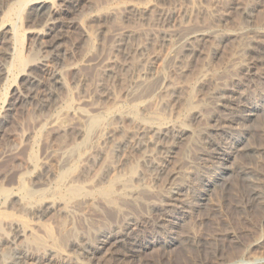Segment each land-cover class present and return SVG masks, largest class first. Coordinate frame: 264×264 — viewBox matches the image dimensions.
Instances as JSON below:
<instances>
[{"label": "rangeland", "instance_id": "rangeland-1", "mask_svg": "<svg viewBox=\"0 0 264 264\" xmlns=\"http://www.w3.org/2000/svg\"><path fill=\"white\" fill-rule=\"evenodd\" d=\"M166 1L81 0V7H78L74 13L69 11L63 14L66 27H64L59 50L55 51L61 55V62L58 64L54 63L49 53L35 45L33 33L30 31L33 25L26 22V13H23L21 17L12 18L14 23L17 21L21 39L16 41L9 34L1 36L0 63L14 64L19 53L23 56L35 54L34 57L42 60L48 69L61 70L63 82L52 85L48 76H40L44 85L36 89L37 97L28 100H24L19 94H14V87L16 88V84L18 86L20 78L18 75L20 70L17 66L13 67L16 73L10 75L7 82H0V116L6 113L4 106L9 101L14 102L12 108L7 111V121L0 130V187L15 185L19 169L27 165V157L30 153H38L37 157L41 159V156L44 157L45 153L50 152L54 155L49 160L53 182L51 180L48 185L51 184L49 189L52 190L56 185L54 182H58L60 170L62 171L59 169L60 164L56 155L65 150H77L78 156L81 150L84 151L85 144L95 156L90 164L91 170L87 175V181H93L98 176L100 179L101 176H105L103 180L105 182L106 179L111 180L116 177L128 178L130 184L133 182L132 187L136 185L135 188L149 187L162 191L163 180L154 179L155 171L150 160L158 162L164 159L167 154L161 150V147L171 146L173 140H163L154 132L142 137L139 133V125L140 122L146 121L157 127H173L183 133L185 128L189 129L183 139L177 142L172 153L175 155L177 164L184 165V171L182 170L183 173L180 174L183 182L187 183V175L196 173L200 166L209 168L214 165V161L210 160L209 156V142L214 139L219 140L221 135L212 132V127L215 125L212 115L216 112L219 103H222V101L219 102L218 97L220 89L237 88L239 92L244 91L241 86L246 85V82L241 75L249 59L246 51L247 39L235 41L231 38L229 40L231 42L226 41V44L210 34L199 44L197 43L193 53H189L182 52V49L178 48L176 37H166L165 31L169 29L173 32H182L188 29H199L210 33L212 31L243 32L250 36V30H260L264 27V0ZM106 8L116 9V14L109 16L106 13V16L103 13L102 15V11ZM137 8H142L141 11L146 12L141 14L130 11ZM161 13H169L173 16L174 22L168 25L159 23L158 16ZM96 15H101L100 19H92ZM138 46L143 50L142 52H135ZM126 57L130 64V68H127L129 71L118 69L115 76L114 72L111 76L105 74L107 68L108 70L114 68L109 62L119 61L121 64ZM136 82L140 84V90L136 95L137 98L136 96L132 98L128 91ZM105 88L110 89V95L103 96ZM255 89L252 90L253 94L252 92L250 94L257 97L264 90V83L256 91ZM48 92L53 93L50 100ZM42 99L45 100V107L42 106ZM233 106L236 108L237 103L232 104ZM249 111L250 109H247L245 114ZM132 112L135 113V118ZM199 112L203 117L194 119ZM56 117L62 118V129L57 128ZM261 117L263 116L254 120H242L239 125H232L233 127L230 125V127L234 129L238 127L236 130L238 133H243L248 128L247 143L264 148V117ZM201 153L207 155L206 160L203 159L204 163H201ZM234 156L217 155L216 160L220 163L228 162L233 169L244 165L264 171L263 159L258 161L250 156L243 157L237 154ZM135 171L142 174L139 182L134 178ZM218 171L216 170V173ZM229 174L231 175L227 177V180L229 183L232 182L230 185L236 189L237 178L234 179V174ZM129 176L133 177L132 181ZM17 185L16 183L14 187ZM30 185L33 186L32 183ZM30 185L28 184V187L32 189ZM48 185H46L47 188ZM219 186L212 190L211 201L207 203L208 208L204 209L206 214L213 216L211 208L214 209V207L211 203L214 201L218 204L219 210L216 216H213L212 222L194 225L190 219H186V224H183L181 215L176 214L171 220L180 222L183 226L174 224L173 227L170 226V231L162 230L161 233L152 232L148 228L142 230L141 233L146 238L148 248L137 255L136 264H192L199 258H207L213 251L220 254L223 241L219 239V236L225 232L237 234L243 244L241 252L245 254L233 260L234 264H253L264 260V248L261 247L264 245L262 243L264 242V211L263 213L261 210L235 212L229 204L231 198L225 194V190H222L223 186ZM199 192L201 189L192 196H196L194 194ZM189 200L196 202L195 197ZM2 203L1 200V208ZM89 207L92 208L91 211H88ZM143 208V206L132 204L130 208H127L126 215L120 219V225L131 217L145 219L149 210ZM86 211L79 210L80 216L75 217V219L78 218V222L74 221V227L77 226L75 228L78 229H76L78 233L85 231L84 233L94 234V228L97 230L99 226L106 225L100 220L96 221L99 215L93 207L87 206ZM54 216L55 211H50L42 218V223L51 225L53 221H56ZM81 216L91 219L88 218V221ZM30 222L37 233H43L41 223ZM91 222H95L93 225L101 224L97 227ZM56 223L51 226L57 225L56 228L59 229L60 223L58 221ZM85 224L88 226L85 227ZM54 227L53 229H56ZM6 230L10 231L9 228ZM55 231L59 232V230ZM178 231L182 235L195 232L198 237L206 238L209 244L199 253L194 249L182 247L178 242L170 250L167 240ZM259 238L261 246L251 247L250 245ZM24 240L23 237H18L14 248L18 244H24ZM8 242L9 240H6L0 247V256L4 260L13 256L14 248L12 244L9 247L10 242ZM66 245L68 250L63 249L66 254L70 253L68 257L75 261L74 250L70 245ZM11 246L12 251H10ZM250 256V259L247 258ZM126 264H132V262Z\"/></svg>", "mask_w": 264, "mask_h": 264}, {"label": "bare ground", "instance_id": "bare-ground-1", "mask_svg": "<svg viewBox=\"0 0 264 264\" xmlns=\"http://www.w3.org/2000/svg\"><path fill=\"white\" fill-rule=\"evenodd\" d=\"M165 2L167 1L165 0ZM78 7H81V0H0V38L4 34H9L12 39L19 41L21 39V33L18 30L19 26L16 25V20L15 23L13 22L12 18L15 16L21 17L23 13H26V22L33 25L30 31L33 33L35 45L38 46L39 49H44L49 53L54 63L58 64L61 62V55L55 51L59 50L60 43L63 39L64 27H66L63 21V19H65L63 14L69 11L74 13ZM141 9L142 8H137L130 11L141 14L142 12H146L143 10L141 11ZM103 13L106 16L107 14L109 16H114L116 14V9L106 8L102 11V15ZM100 16L101 15H96V17L93 16L94 18L92 19L96 20ZM158 17L159 23L163 22L168 25L174 22L173 16L169 13H161ZM250 31V36L243 32L227 33L212 31L210 33L199 29H188L182 32H173L169 31V29L165 31L166 37H176L178 48L182 49V52L185 51L189 53H193L197 43L199 44L200 41L210 34V36H214V38L223 42L229 41L231 38L235 41L238 39H240V41H243L245 38L247 39L246 51L248 52L249 59L241 75L243 77L242 79L246 82V85L241 86L244 91L241 90L239 92V89L238 91L236 90L237 88L220 89L219 91L221 92L218 97L220 100L219 102L222 101V103H219L216 112L212 115V119L215 122V125L212 127V132L221 135L219 140L214 139L209 142L210 160L214 161L212 167L200 166L199 170H195L196 173L191 171L194 174H191L189 171L191 175L187 176L190 178V181L187 178L188 182H183L181 180L182 175L180 174L184 171V165L182 164L181 166L177 164L175 155L172 153L175 146H177V142L183 139L185 136L184 134L186 131H189V129L185 128V132L183 133V131L175 130L173 127H170L171 129L165 127L164 124V127H157L151 123H146L147 121L145 122V120V123L140 122L139 125V133L142 137L147 133L154 132V134L161 137L163 140H173L171 146L161 147V150L167 154L164 159L158 162L150 160L151 166L155 171L154 179L157 181L163 180L162 191L149 187L140 188L138 186V188H135L136 185L132 187L131 184L133 182L130 184L128 178L120 179L116 177V179H106L105 182L103 181L105 176H101V179L98 176V178H95V180L93 179V181H87V175H89L91 170L90 164L95 156H93L89 146L85 144L84 151L81 150L82 152L80 151L78 153L80 161H78L79 157L77 156V150H65L56 155L60 164L59 169H62V171L60 170V176L57 177L58 182H54L56 185L51 190L49 189L51 184L48 185L52 180L49 160L51 156L54 155L47 152L44 157L41 156V159H39L37 157L38 153L35 154L32 152L27 157V165L24 167L21 166L23 169H19L18 180L16 179L17 182H13L15 185L16 183L18 185L16 187H14L15 185L12 187H4L1 185L0 187V201H3L2 208L0 207V247L6 240H9V247L10 244H12L14 248L18 237H23L25 239L24 244H18L13 251L11 246L10 251L13 253L11 258L4 260L0 256V264H126L131 262L132 264H136L135 259L137 255L143 249L148 248L146 238L141 233L142 230L148 228L152 232L160 233L162 230L170 231L174 224H186V219H190L194 225L212 222L213 216H216V212L219 210L218 204L214 203V201L211 203L214 207V209L211 208L213 210V216L211 214H206L204 209L208 206L207 203L211 201L210 196H212V190L216 187H220L219 185L223 186L224 189L222 190H225V194L231 198L229 204H231L232 210L234 209L235 212L243 213L246 210L248 212L249 210L259 212L261 210V213H263L264 171L253 166L244 165L240 167L237 166L233 169L228 162L226 164L225 162L220 163L216 160L217 155L222 154H227L229 156H236L237 154L243 157L250 156L256 160H264V148L247 143L249 129L247 128L243 133H238L236 131L238 127L236 129L232 128V125H239L242 120H254L259 116L264 117V90L257 97L251 95L254 92H252L254 88L257 89L264 83V27L260 30L253 29ZM139 51L142 52L143 50L138 46L135 48V52ZM34 56L35 54L31 53L26 56L19 53L17 54L15 62L13 61L14 64L8 63V65H3L1 64L2 62L0 63V82L2 81L3 83L10 79V75L16 73L13 67L17 66L19 68L20 71L18 75L20 78L18 80V86L16 84V88L14 87V94L23 96L24 100L37 97L36 89L44 85L43 81L39 78L42 75L48 76L52 85L62 84L63 82L61 70L48 69L42 60H37ZM109 63H112V66H114L113 69H106L105 74L109 76L113 75V72L115 76L118 69L126 70L130 68L127 57L121 64L119 61ZM127 71L129 70L127 69ZM108 89L109 88H105L103 96L110 95V89ZM139 90L140 84L136 82L134 86H131L128 92L133 98L139 93ZM48 93L50 96L48 99L50 100L53 97V93ZM44 101V99L41 101L43 107L46 105ZM235 103H237L236 108L234 106L232 107V104ZM13 104L14 102L9 101L6 106H4V112L6 113L0 116V130L7 121V111L12 108ZM247 109H250V111L245 114ZM132 115L135 118L134 112H132ZM201 116L203 117L202 113L199 112L194 116V119L201 118ZM55 119L57 128L62 129V118L56 117ZM230 125L232 127H230ZM95 147L97 148V146ZM205 156L207 155L201 153V163H204L203 161L206 160ZM263 167L262 165V168ZM216 170L219 171L216 173ZM229 173L234 174V179L237 178L238 187L236 189H233L230 185L232 182L229 183L227 180V177L231 175ZM5 175L7 176L9 174ZM141 175L142 174H139V172H136V177H134L136 178L135 180H141ZM129 177H131L132 181L133 177ZM30 183H32L34 188ZM28 184L32 189H29ZM46 185H48V188ZM198 189H201V192L194 194L196 196H192ZM191 197H195L196 202H191L189 200ZM132 204L143 206L146 210L148 209L149 213L147 217L142 220L131 217L129 219L132 220L131 222L128 220L120 225V219L126 215L127 208H130ZM87 206H91L94 208V211H97L99 219L96 221L99 222L100 220L102 223H106L103 227L99 226L101 223L98 225L94 224L97 225V227L99 226L97 230L94 228V234H88V232L84 233L85 231L80 232L82 231L80 227V233H78V229L75 228L77 226L74 227V221L76 220L75 222H78V218L75 219V217L81 214L79 210L87 212ZM84 208L85 210H83ZM91 209L88 211H91ZM52 210L55 211L54 219L60 223L59 229L56 228L57 225L55 227L53 226L56 229H53L51 226L53 223L55 224L56 221H51V225L42 223V218ZM209 211L211 210L209 209ZM94 213L92 215H94ZM176 214L181 215V223L171 220ZM97 215L95 217H97ZM81 218L85 217L81 216ZM88 218L86 216L85 219L87 220ZM30 221H35V224L41 223L43 233H37L34 226L33 228L31 227ZM93 223L91 222L92 225ZM183 224H181V226H183ZM82 225L84 226V224ZM87 226L85 224V227ZM7 228H9L10 231H7ZM55 230H59V232ZM191 233L182 235L178 231L176 235L167 240L169 241L167 242L169 249L171 250L178 242L182 247L194 249L198 253L204 251L209 244L208 240L202 236L198 237L195 232L193 234ZM219 237V239L223 241L222 253L218 254L213 251L207 258H199L198 261L192 264H234L233 260L245 254L241 252L243 244L237 234L225 232L224 234H220ZM260 243L261 241L259 238V240H255L250 246L258 247L261 246L259 245ZM66 244L70 245L74 250L76 254L75 261L68 257L70 253L66 254L65 250H68ZM261 247L264 248V245ZM63 248H65V250ZM225 248H227L226 251ZM169 249H167V251ZM231 254L233 255L232 257ZM247 258L250 259L251 256ZM253 264H264V260H260Z\"/></svg>", "mask_w": 264, "mask_h": 264}]
</instances>
